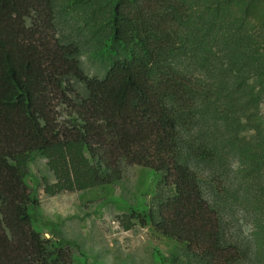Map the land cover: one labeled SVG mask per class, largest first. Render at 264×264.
Returning <instances> with one entry per match:
<instances>
[{"label": "trees", "instance_id": "trees-1", "mask_svg": "<svg viewBox=\"0 0 264 264\" xmlns=\"http://www.w3.org/2000/svg\"><path fill=\"white\" fill-rule=\"evenodd\" d=\"M62 8L109 52L102 76ZM36 154L50 196L146 168L152 204L125 230L153 227L188 264H264V0H0V264H96L35 226Z\"/></svg>", "mask_w": 264, "mask_h": 264}, {"label": "rangeland", "instance_id": "rangeland-1", "mask_svg": "<svg viewBox=\"0 0 264 264\" xmlns=\"http://www.w3.org/2000/svg\"><path fill=\"white\" fill-rule=\"evenodd\" d=\"M58 1L63 5L65 0ZM59 18L61 34L81 46L86 73L102 76L111 63L109 52L88 43L68 8L60 10ZM29 170V183L40 202L35 226L45 236L61 233L79 244L89 261L96 264H160L158 256L188 264L186 249L153 227L136 224L132 230H125L119 223V218L132 207L152 204L157 181L148 169L130 167L113 184L54 196L44 192V180H54L47 160L40 154L34 155ZM75 255V264H83L77 251Z\"/></svg>", "mask_w": 264, "mask_h": 264}]
</instances>
